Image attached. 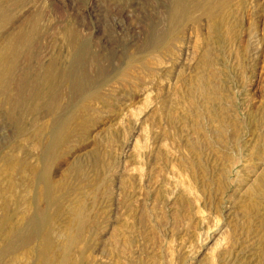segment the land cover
Masks as SVG:
<instances>
[{"label":"rangeland","instance_id":"374dc122","mask_svg":"<svg viewBox=\"0 0 264 264\" xmlns=\"http://www.w3.org/2000/svg\"><path fill=\"white\" fill-rule=\"evenodd\" d=\"M174 9L0 0V264H264V0Z\"/></svg>","mask_w":264,"mask_h":264},{"label":"bare ground","instance_id":"6f19581e","mask_svg":"<svg viewBox=\"0 0 264 264\" xmlns=\"http://www.w3.org/2000/svg\"><path fill=\"white\" fill-rule=\"evenodd\" d=\"M187 1H189L191 3L188 4ZM222 1L223 0H174V8L175 9L172 12L175 13V16H176V14H184V13L189 14L192 11H196V10H200V11L202 10L204 12L206 11L208 13H211L213 10H215L216 6L219 5ZM186 2L188 4L187 6H186ZM30 42H31V39H30L29 35L19 34L18 36L14 37L10 41L6 42L5 45H3V47L0 49V86L4 85L6 82L9 81V79L12 75V71L15 69L14 67H15L17 58L19 59L20 54L24 55V53L26 51H28L27 48L30 46ZM80 53L81 54H79L78 57L75 59L77 67L74 70V75L71 76V74L69 75L65 71L64 73H62L61 79L59 80L60 83H61V80L62 81L65 79L69 80L71 82L72 89L74 92L79 91L81 89V87L84 85V83L88 84V82L86 81L85 76H84V74L87 72H85L83 74V71L81 70V67L79 64V61L83 57V52H80ZM27 57H29V56H27ZM27 69H28V67H27ZM86 69H85V71H86ZM47 70L48 69H44L43 72H41L39 74V76H37V78L32 77V75H31V77H29V75H27V73H24L21 77H19L20 78L19 83L17 82L18 83V89L17 88L16 89L19 90L20 93L22 91H25V89L29 90L28 92H30L31 96H32L31 100L35 99V97L38 94H41L42 88L46 85H52L50 87V90H51V93H53V90L55 91L57 88L55 80L53 81L52 77H50L48 79H43L44 78L43 76L48 73ZM28 74H29V72H28ZM48 76H50V74L45 76V77H48ZM15 87H16V85H15ZM28 92H26V93H28ZM16 97H15L16 102L19 104H21L25 100V98H24V100L21 99V94L17 98ZM27 97H28V95H27ZM19 104H17V106H19Z\"/></svg>","mask_w":264,"mask_h":264}]
</instances>
